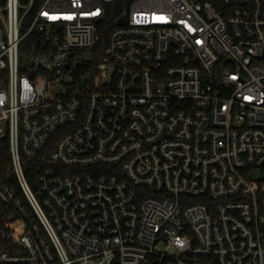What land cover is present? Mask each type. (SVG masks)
Here are the masks:
<instances>
[{"label": "built area", "instance_id": "built-area-1", "mask_svg": "<svg viewBox=\"0 0 264 264\" xmlns=\"http://www.w3.org/2000/svg\"><path fill=\"white\" fill-rule=\"evenodd\" d=\"M2 146L0 264H264V0H0Z\"/></svg>", "mask_w": 264, "mask_h": 264}, {"label": "trees", "instance_id": "trees-1", "mask_svg": "<svg viewBox=\"0 0 264 264\" xmlns=\"http://www.w3.org/2000/svg\"><path fill=\"white\" fill-rule=\"evenodd\" d=\"M107 39V30L102 34V38L98 45L96 46V52L98 55L102 53L103 48L105 47ZM34 162H28L27 166H33ZM28 177L30 179L34 178V175L27 170ZM0 180L4 182H16L14 177L11 175V154L8 146H2L0 152ZM1 226V225H0ZM14 248V245L11 243V240L8 236H3L0 233V249H9ZM171 261L166 260L164 264H168Z\"/></svg>", "mask_w": 264, "mask_h": 264}, {"label": "rangeland", "instance_id": "rangeland-1", "mask_svg": "<svg viewBox=\"0 0 264 264\" xmlns=\"http://www.w3.org/2000/svg\"><path fill=\"white\" fill-rule=\"evenodd\" d=\"M168 264H179V263H177V262H170V263H168Z\"/></svg>", "mask_w": 264, "mask_h": 264}, {"label": "water", "instance_id": "water-1", "mask_svg": "<svg viewBox=\"0 0 264 264\" xmlns=\"http://www.w3.org/2000/svg\"><path fill=\"white\" fill-rule=\"evenodd\" d=\"M123 21V19L121 20V22ZM114 264H117V263H114Z\"/></svg>", "mask_w": 264, "mask_h": 264}]
</instances>
